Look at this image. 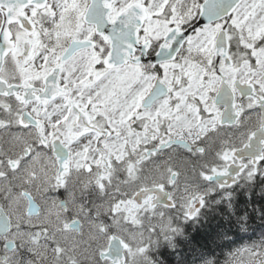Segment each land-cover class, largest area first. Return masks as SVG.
<instances>
[{"label":"snow or ice","instance_id":"obj_1","mask_svg":"<svg viewBox=\"0 0 264 264\" xmlns=\"http://www.w3.org/2000/svg\"><path fill=\"white\" fill-rule=\"evenodd\" d=\"M258 201L264 0H0V264H264Z\"/></svg>","mask_w":264,"mask_h":264},{"label":"trees","instance_id":"obj_2","mask_svg":"<svg viewBox=\"0 0 264 264\" xmlns=\"http://www.w3.org/2000/svg\"><path fill=\"white\" fill-rule=\"evenodd\" d=\"M257 195L259 196V193ZM245 198L249 200L251 199V197L247 195ZM239 209L242 215L254 213V216L247 221L248 227L246 231L242 230L239 226L230 225L229 221L225 219V217L222 216L219 212L212 213V217H214V230L224 228L229 233L228 239L218 241L217 246L214 249L215 254L221 259H223V256L232 248L258 239L261 235V232H264V218H262L259 201L255 205H252L250 203L247 208H245V206L243 205H239ZM235 219L236 217L233 216V224L235 222ZM196 228H198L199 230L197 231ZM207 228L208 221L205 220L202 226L189 228V232H191L192 236L195 239L200 240L201 243H206L207 239L211 236V233L207 231ZM181 244L183 245V247H181L177 251L182 253L184 256L191 258L192 252L189 250L188 246L184 244L183 239L181 240Z\"/></svg>","mask_w":264,"mask_h":264},{"label":"flooded vegetation","instance_id":"obj_3","mask_svg":"<svg viewBox=\"0 0 264 264\" xmlns=\"http://www.w3.org/2000/svg\"><path fill=\"white\" fill-rule=\"evenodd\" d=\"M196 227V226H189V228Z\"/></svg>","mask_w":264,"mask_h":264},{"label":"bare ground","instance_id":"obj_4","mask_svg":"<svg viewBox=\"0 0 264 264\" xmlns=\"http://www.w3.org/2000/svg\"><path fill=\"white\" fill-rule=\"evenodd\" d=\"M255 227V226H254Z\"/></svg>","mask_w":264,"mask_h":264}]
</instances>
